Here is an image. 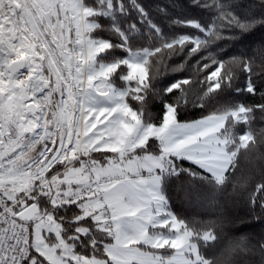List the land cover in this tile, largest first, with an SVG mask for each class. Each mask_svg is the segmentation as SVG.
I'll list each match as a JSON object with an SVG mask.
<instances>
[{
    "label": "snow or ice",
    "instance_id": "obj_1",
    "mask_svg": "<svg viewBox=\"0 0 264 264\" xmlns=\"http://www.w3.org/2000/svg\"><path fill=\"white\" fill-rule=\"evenodd\" d=\"M258 123L264 0H0V264H264Z\"/></svg>",
    "mask_w": 264,
    "mask_h": 264
},
{
    "label": "trees",
    "instance_id": "obj_2",
    "mask_svg": "<svg viewBox=\"0 0 264 264\" xmlns=\"http://www.w3.org/2000/svg\"><path fill=\"white\" fill-rule=\"evenodd\" d=\"M152 110H157L155 103L152 105ZM260 126L264 125L258 123L257 127ZM230 190L231 189H229V191ZM174 211L182 215H187L189 218L194 216L201 220L215 219V216L210 211L204 209L192 210L187 205L181 203L179 200L174 201ZM233 212L239 215V221L231 226H226L225 231L228 232L230 236L251 234L252 229L245 226V223L250 219V217L246 215L247 209L241 207L239 204H236L233 206ZM256 229L257 231L259 230V225L256 226Z\"/></svg>",
    "mask_w": 264,
    "mask_h": 264
}]
</instances>
